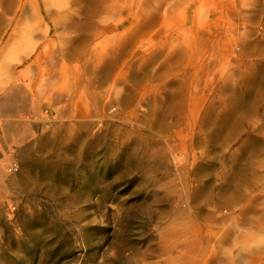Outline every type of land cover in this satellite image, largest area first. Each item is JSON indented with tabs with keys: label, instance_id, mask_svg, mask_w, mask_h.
Here are the masks:
<instances>
[{
	"label": "rangeland",
	"instance_id": "obj_1",
	"mask_svg": "<svg viewBox=\"0 0 264 264\" xmlns=\"http://www.w3.org/2000/svg\"><path fill=\"white\" fill-rule=\"evenodd\" d=\"M86 1L0 0V264H264V167L192 197L247 149L206 125L264 73V0Z\"/></svg>",
	"mask_w": 264,
	"mask_h": 264
},
{
	"label": "bare ground",
	"instance_id": "obj_2",
	"mask_svg": "<svg viewBox=\"0 0 264 264\" xmlns=\"http://www.w3.org/2000/svg\"><path fill=\"white\" fill-rule=\"evenodd\" d=\"M87 4L89 5H94L97 7V1L95 0H87ZM100 4V3H99ZM99 7V6H98ZM102 8V7H101ZM100 8V10H101ZM141 8V7H140ZM108 9V8H107ZM103 10V9H102ZM94 11L93 13L90 14V16H94L95 12L97 13L98 9L92 10ZM99 12V11H98ZM65 15V14H64ZM63 16V15H62ZM60 16V17H62ZM59 17V16H58ZM41 19V18H40ZM38 20V19H37ZM42 21V20H41ZM41 23V22H40ZM38 21V25L40 24ZM44 24V23H43ZM42 26V25H41ZM46 26V25H45ZM44 26V28H45ZM108 26V25H106ZM29 27V26H28ZM33 27V26H32ZM104 27V26H103ZM37 31L38 28L37 27ZM35 28V29H36ZM43 28V29H44ZM105 28V27H104ZM40 29V28H39ZM47 29V28H46ZM44 30L47 32V30ZM53 29V28H52ZM97 30V29H96ZM99 30V29H98ZM102 30V29H100ZM104 30V29H103ZM13 31V30H12ZM91 31V30H90ZM127 31V30H126ZM102 32V31H101ZM13 33V32H12ZM44 34V32H41ZM87 33V32H86ZM97 33V32H96ZM99 33V32H98ZM109 34L108 32H106ZM105 33V34H106ZM27 34V33H26ZM40 34V33H39ZM95 34V33H94ZM93 34V35H94ZM95 36V35H94ZM93 36V37H94ZM97 36V35H96ZM119 36V35H118ZM92 37V38H93ZM114 37V36H113ZM31 38V37H30ZM64 38V37H63ZM96 38V37H95ZM98 38V36H97ZM108 38V37H107ZM106 38V39H107ZM32 39V38H31ZM69 39V38H68ZM89 40V39H88ZM83 41V40H82ZM121 41V40H120ZM6 43V42H5ZM34 43V42H33ZM38 43V42H37ZM82 42L80 41V44ZM2 45V44H1ZM30 45V44H28ZM93 45V44H92ZM103 47V46H102ZM101 47V49H102ZM34 49V48H32ZM64 49V48H63ZM106 49V48H105ZM104 49V50H105ZM110 49V48H109ZM85 50V49H84ZM92 50V49H91ZM30 51V50H29ZM62 51V50H61ZM96 51V50H95ZM98 51V50H97ZM103 50H101L102 52ZM110 51V50H109ZM28 52V51H27ZM31 52V51H30ZM29 52V53H30ZM100 52V51H99ZM112 52V51H111ZM32 53V52H31ZM92 53V52H91ZM97 53V52H94ZM188 53V52H187ZM53 54V53H52ZM189 54V53H188ZM96 55V54H95ZM100 55V54H99ZM98 55V56H99ZM188 56V55H187ZM197 59V58H196ZM59 60V59H58ZM189 60V58H188ZM78 61V60H77ZM62 64V63H61ZM30 67V66H29ZM36 67V66H35ZM50 67V66H49ZM63 69V68H62ZM66 70V68H64ZM76 69V68H75ZM10 70V69H9ZM64 71V70H63ZM68 71V70H67ZM72 71V70H71ZM75 71V70H74ZM57 72V71H56ZM77 72V71H76ZM73 74V72H71ZM77 74V73H76ZM257 73H254L256 75ZM24 75V74H23ZM18 76V75H17ZM42 76V75H41ZM65 77L64 75H62ZM79 76V75H78ZM126 76V75H125ZM21 76H18V78ZM43 77V76H42ZM45 77V76H44ZM23 78V77H22ZM62 78V77H61ZM104 78V77H103ZM42 79V78H41ZM67 79V78H65ZM64 79V80H65ZM39 80V79H38ZM63 80V79H62ZM59 81V80H58ZM43 82V81H42ZM50 82V81H49ZM53 82V81H52ZM51 82V83H52ZM65 82V81H64ZM71 82V81H70ZM32 83V82H31ZM61 83V82H60ZM77 85V84H76ZM249 86H245L242 88V91L240 92L239 96H237L236 91H232L230 98L231 102L234 103L230 112L226 115L225 118L221 119L220 123H215L209 122L207 126V130L210 133V144L212 146L218 147V148H223L229 143L232 142V139L234 136H237V120H239L240 123L244 126L250 127L251 130V136L247 137L245 141H243L242 145H247V149L245 151L240 152L243 157H246L247 161V168H243L241 170L237 169V161L242 157L241 155L237 157L236 154L232 155L230 157V164H229V169L226 173L221 175V179L223 180V185L222 186H217L214 189L210 187H207L205 190H202L201 187L200 189H195L192 192V197L194 198L195 202H198V204H202L207 202L209 199L212 197L221 195L220 198H231L233 197L232 200L237 201V194L236 190H238V187H241L242 185L249 184L251 181L253 175L251 172L255 171L256 168H262L264 167V162H256V158H259L264 154V138H259L258 135H262L257 132H252L254 130V124L251 123V118L255 116L261 117V120L264 121V73H259L257 74L256 77L249 78ZM251 85V86H250ZM40 86V85H39ZM52 86V85H51ZM38 87V86H37ZM37 89V88H36ZM47 89V88H46ZM33 90V89H32ZM47 92V91H46ZM50 92V91H49ZM72 93V92H71ZM43 94V93H42ZM48 94V92H47ZM51 96V94H48ZM82 96V95H81ZM102 97V96H101ZM52 99V98H51ZM229 99V98H228ZM35 100V99H34ZM168 100L170 103H172V98L169 97ZM52 101V100H50ZM227 101V100H226ZM230 101V99H229ZM237 101H238V106H237ZM81 102V101H80ZM170 103L168 105H170ZM225 103V102H224ZM80 104V103H79ZM106 105V104H105ZM50 109V108H49ZM56 110V109H55ZM54 111V110H53ZM83 111V110H82ZM76 113V112H75ZM80 113V112H79ZM166 114V113H165ZM238 114V118H237ZM67 117V116H66ZM168 117V116H167ZM221 117V116H220ZM219 117V118H220ZM218 118V119H219ZM113 120V119H112ZM254 121V120H252ZM208 122V120H207ZM195 123V122H194ZM206 124V123H205ZM216 124V125H215ZM64 125V124H63ZM62 125V126H63ZM205 126V127H206ZM80 130V129H79ZM78 130V131H79ZM82 131V130H81ZM172 132V131H171ZM244 132V131H243ZM83 133V132H82ZM258 134V135H257ZM207 139V138H206ZM235 139V138H234ZM182 140V139H181ZM245 159V158H244ZM15 160V159H14ZM210 160H213L210 159ZM196 161V160H195ZM179 163V162H178ZM240 163V162H239ZM238 163V164H239ZM176 164V163H175ZM210 169V168H209ZM206 169V167L202 168H197L196 172L194 173V176L198 180H193L197 182H207L208 178L212 175L210 171L212 168L209 170ZM260 178H263L262 175H260ZM208 185V184H207ZM192 188V187H191ZM203 188V187H202ZM215 191V192H214ZM162 199H158V201L161 202ZM200 206V205H199Z\"/></svg>",
	"mask_w": 264,
	"mask_h": 264
},
{
	"label": "built area",
	"instance_id": "obj_3",
	"mask_svg": "<svg viewBox=\"0 0 264 264\" xmlns=\"http://www.w3.org/2000/svg\"><path fill=\"white\" fill-rule=\"evenodd\" d=\"M12 170L16 171V165L15 164L12 165Z\"/></svg>",
	"mask_w": 264,
	"mask_h": 264
}]
</instances>
